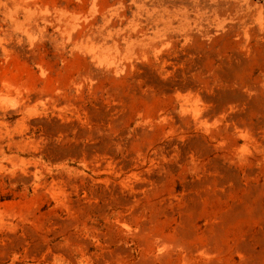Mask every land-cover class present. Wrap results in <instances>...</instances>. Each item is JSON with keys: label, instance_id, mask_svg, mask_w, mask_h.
Masks as SVG:
<instances>
[{"label": "rangeland", "instance_id": "374dc122", "mask_svg": "<svg viewBox=\"0 0 264 264\" xmlns=\"http://www.w3.org/2000/svg\"><path fill=\"white\" fill-rule=\"evenodd\" d=\"M0 264H264V0H0Z\"/></svg>", "mask_w": 264, "mask_h": 264}]
</instances>
